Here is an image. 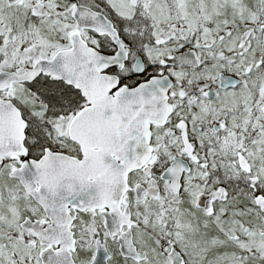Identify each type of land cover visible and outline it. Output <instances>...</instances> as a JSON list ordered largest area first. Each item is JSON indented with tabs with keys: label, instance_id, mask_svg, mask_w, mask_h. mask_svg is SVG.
Instances as JSON below:
<instances>
[{
	"label": "snow or ice",
	"instance_id": "6c2138e0",
	"mask_svg": "<svg viewBox=\"0 0 264 264\" xmlns=\"http://www.w3.org/2000/svg\"><path fill=\"white\" fill-rule=\"evenodd\" d=\"M0 264H264V0H0Z\"/></svg>",
	"mask_w": 264,
	"mask_h": 264
}]
</instances>
